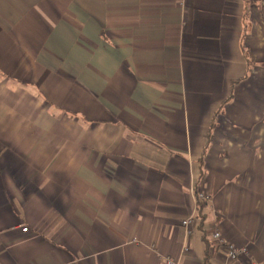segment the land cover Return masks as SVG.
Segmentation results:
<instances>
[{"label":"crops","instance_id":"0c3cea01","mask_svg":"<svg viewBox=\"0 0 264 264\" xmlns=\"http://www.w3.org/2000/svg\"><path fill=\"white\" fill-rule=\"evenodd\" d=\"M167 257L264 264V0H0V264Z\"/></svg>","mask_w":264,"mask_h":264},{"label":"built area","instance_id":"2783aa9c","mask_svg":"<svg viewBox=\"0 0 264 264\" xmlns=\"http://www.w3.org/2000/svg\"><path fill=\"white\" fill-rule=\"evenodd\" d=\"M209 197H210V195L206 192H203V191L197 192V194L195 195L196 200L199 202H206V200H208ZM195 219H197V215L192 214L189 217H187L186 219H184L182 223H183V225L188 226L192 222H194ZM28 230H29V227H27V226L22 228L23 232H27ZM212 238L216 242L217 246L221 250H223L227 254V256L232 260L238 259V257L240 255L244 254L247 251L246 248H237L233 244L227 242L224 239V237L222 236L221 232L218 230H215L212 232ZM185 250L186 251L189 250V247H185ZM166 264H186V263L181 262L178 259L167 257L166 258Z\"/></svg>","mask_w":264,"mask_h":264}]
</instances>
